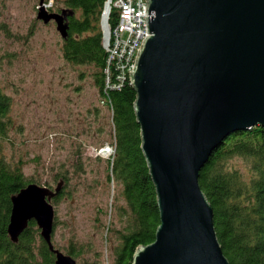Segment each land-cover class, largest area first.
<instances>
[{
	"label": "water",
	"instance_id": "1",
	"mask_svg": "<svg viewBox=\"0 0 264 264\" xmlns=\"http://www.w3.org/2000/svg\"><path fill=\"white\" fill-rule=\"evenodd\" d=\"M36 9L68 35L72 9L44 0ZM146 23L129 82L159 224L131 264H230L198 177L228 133L264 124V0H146ZM61 185L30 182L11 195L7 233L16 242L33 219L54 264H77L52 240Z\"/></svg>",
	"mask_w": 264,
	"mask_h": 264
},
{
	"label": "trees",
	"instance_id": "2",
	"mask_svg": "<svg viewBox=\"0 0 264 264\" xmlns=\"http://www.w3.org/2000/svg\"><path fill=\"white\" fill-rule=\"evenodd\" d=\"M55 1L61 4L57 11L73 10L68 16V35L62 38V55L71 64L92 68L98 104L110 114L113 152L107 157V181L118 184L114 206L121 226L114 229L107 264H131L135 249L153 241L159 224L155 188L140 148L133 109L136 93L128 76L119 86H106V51L98 24L104 0ZM114 82L117 79L111 68L109 84ZM11 105V97L0 87V264H54V253L33 219L16 242L7 233L11 195L36 182L25 175L22 159H9L3 153V142L12 126ZM233 157L242 159L245 168L228 165ZM73 171L83 172L82 162H74ZM56 177L62 185L51 203L72 192L68 170ZM198 182L213 208L216 234L230 264H264V124L228 133L199 171ZM88 249L71 242L65 252L75 258Z\"/></svg>",
	"mask_w": 264,
	"mask_h": 264
},
{
	"label": "rangeland",
	"instance_id": "3",
	"mask_svg": "<svg viewBox=\"0 0 264 264\" xmlns=\"http://www.w3.org/2000/svg\"><path fill=\"white\" fill-rule=\"evenodd\" d=\"M53 1L49 11L61 6ZM36 5L0 0V87L12 101L3 153L22 159L26 176L52 188L57 173L68 170L72 192L52 202L53 243L64 252L71 242L89 248L75 257L77 264H107L114 229L121 226L114 206L118 184L107 181L110 114L98 104L92 68L64 59L55 23L37 19ZM105 145L107 156L100 151ZM77 160L84 171L72 174ZM227 163L245 168L237 157Z\"/></svg>",
	"mask_w": 264,
	"mask_h": 264
},
{
	"label": "built area",
	"instance_id": "4",
	"mask_svg": "<svg viewBox=\"0 0 264 264\" xmlns=\"http://www.w3.org/2000/svg\"><path fill=\"white\" fill-rule=\"evenodd\" d=\"M53 0H44L45 7ZM114 23L111 25V19ZM101 43L106 51V86H119L134 66L136 55L146 35V0H104L98 18ZM111 68L117 82L109 84ZM109 148L105 145L100 148ZM111 151V150H110ZM109 151V153H110ZM108 153V154H109Z\"/></svg>",
	"mask_w": 264,
	"mask_h": 264
},
{
	"label": "bare ground",
	"instance_id": "5",
	"mask_svg": "<svg viewBox=\"0 0 264 264\" xmlns=\"http://www.w3.org/2000/svg\"><path fill=\"white\" fill-rule=\"evenodd\" d=\"M109 151H110L109 148H104V149L102 150V154L105 155V156H107L108 153H109Z\"/></svg>",
	"mask_w": 264,
	"mask_h": 264
}]
</instances>
